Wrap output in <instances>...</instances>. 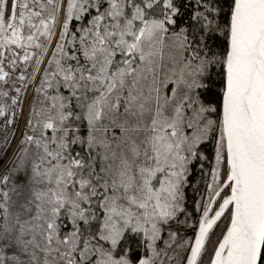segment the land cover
<instances>
[{
	"label": "snow or ice",
	"instance_id": "obj_1",
	"mask_svg": "<svg viewBox=\"0 0 264 264\" xmlns=\"http://www.w3.org/2000/svg\"><path fill=\"white\" fill-rule=\"evenodd\" d=\"M0 264H264V0H0Z\"/></svg>",
	"mask_w": 264,
	"mask_h": 264
}]
</instances>
